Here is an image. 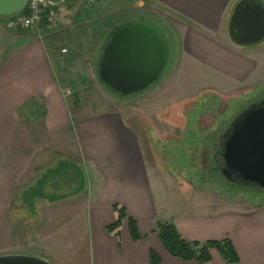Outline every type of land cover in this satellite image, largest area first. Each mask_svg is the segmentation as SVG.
<instances>
[{"label": "crops", "instance_id": "1", "mask_svg": "<svg viewBox=\"0 0 264 264\" xmlns=\"http://www.w3.org/2000/svg\"><path fill=\"white\" fill-rule=\"evenodd\" d=\"M52 1L60 24L69 15L88 23L83 19L90 15L88 10L92 18L106 14L104 10H130L136 0ZM155 1L177 19V57L186 64L179 66V75L211 74L213 80L223 77V84L249 85L264 79V44L238 46L229 37V19L240 0ZM259 1L264 5V0ZM51 27L50 24L44 28ZM40 29L43 27L8 28L0 19V185L13 183L14 177L9 181L5 169L9 170L8 163L19 162L20 152L30 150V140H25L22 132L25 122L39 120L36 110L37 105H42L39 128L45 139L59 137L55 144L60 147L72 144L73 151L81 152L90 162L95 175L92 200H85L87 206L82 207H89V264H151L150 251L158 256L157 264H198L195 260L173 257L165 250L154 232L156 221L173 223L189 241L228 238L239 258L238 264H264V206L228 205L220 195L213 196L211 188L197 187L192 180L161 181L162 173L161 178L157 177L145 162L143 153L150 142L148 136H143L144 122L155 121L158 125L153 126V132L158 139L162 138L163 122L175 120V116L165 115L163 107L173 108L177 100H147L146 105L150 106L145 111L149 113H144L143 102L138 99L135 106L139 109L132 108L131 113L118 109L70 116L59 93L53 54L40 40ZM209 86L216 88L218 84L213 82ZM38 99L40 103L33 102ZM27 111L32 115H27ZM16 194H12L13 201ZM113 204L123 207L127 216L136 221L141 239L132 240L126 219L121 222L118 238L106 231L105 227L115 220ZM2 236L0 229V241ZM209 256L204 264H226L214 249L209 250ZM75 257L77 264L80 257L83 264H88V255L75 253Z\"/></svg>", "mask_w": 264, "mask_h": 264}, {"label": "rangeland", "instance_id": "2", "mask_svg": "<svg viewBox=\"0 0 264 264\" xmlns=\"http://www.w3.org/2000/svg\"><path fill=\"white\" fill-rule=\"evenodd\" d=\"M47 4L54 6L52 0H47ZM105 11L106 14L92 18L88 10L90 15L83 18L88 23H83L82 18L76 20L72 15L60 24L55 19L51 28L42 25L43 29L38 32L40 40L53 54L59 93L70 116L118 109H127L131 113L132 108L139 109L135 106L138 99L143 102L144 113H149L145 111L150 106L146 105L147 100L174 98L178 103L173 108L171 105L163 107L165 115L175 116V120L163 122L162 138L158 139L153 132V126L158 125L155 121L144 122L141 128L143 136H148L150 142L143 157L152 171L159 178L162 173L161 181L168 178L181 180V183L192 180L197 187L211 188L213 196L215 193L220 195L228 205L239 208L264 206V189L229 184L214 169L213 154L207 153L235 115L264 97V79L249 85L223 84V77L217 81L211 74L179 75V66L186 64L177 57V19L155 0H136L132 9L120 13ZM124 16H130L127 20L142 17L151 21L162 32L168 46L166 66L160 80L147 90L128 96L105 90L95 70L107 32ZM261 44L264 40L255 45ZM63 48L65 52H61ZM213 82L218 84L216 88L209 86ZM33 102L40 103L39 99ZM36 112L39 120L35 119L31 124L25 122L22 133L26 139L21 137L30 140V150L27 152L25 148L26 153L16 154L19 158L17 164L8 163L9 170H5L13 183L0 185V229L3 235L0 255L41 254L50 264H77L75 253H78L88 255V261L89 207H82L87 206L85 200L88 203L92 200L95 175L90 162L81 152L75 153L72 144L60 147L55 144L59 137L45 139L39 128L43 106L37 105ZM26 114L32 115L29 111ZM16 192V201H13L12 194ZM50 196L58 198L51 201ZM78 264H83V258L80 257Z\"/></svg>", "mask_w": 264, "mask_h": 264}, {"label": "water", "instance_id": "3", "mask_svg": "<svg viewBox=\"0 0 264 264\" xmlns=\"http://www.w3.org/2000/svg\"><path fill=\"white\" fill-rule=\"evenodd\" d=\"M26 0H0V16L18 13ZM229 37L238 46L264 40V5L240 0L229 19ZM168 46L151 21L132 18L108 32L95 64L99 83L111 94L128 96L157 83L165 69ZM219 174L230 184L264 189V97L247 105L220 136ZM0 264H50L32 254L0 255Z\"/></svg>", "mask_w": 264, "mask_h": 264}, {"label": "trees", "instance_id": "4", "mask_svg": "<svg viewBox=\"0 0 264 264\" xmlns=\"http://www.w3.org/2000/svg\"><path fill=\"white\" fill-rule=\"evenodd\" d=\"M119 23L113 24L111 28ZM218 177L220 176L218 175ZM49 198L51 201H54L58 197L50 196ZM111 208L115 213V220L105 227L106 231L118 238L119 227L121 226V222L123 219H126L128 231L132 240L136 241L141 239V236L137 231L136 221L133 218L127 216L125 209L117 204H113ZM154 232L157 234L158 239L165 248V250L173 257L182 260H195L198 264H204L210 259L209 250L214 249L226 264H238L239 262L237 253L228 238H223L221 240L189 241L184 239L179 234L177 228L173 223L161 221L155 222ZM149 256L151 264L159 263V258L153 251H150Z\"/></svg>", "mask_w": 264, "mask_h": 264}, {"label": "built area", "instance_id": "5", "mask_svg": "<svg viewBox=\"0 0 264 264\" xmlns=\"http://www.w3.org/2000/svg\"><path fill=\"white\" fill-rule=\"evenodd\" d=\"M56 17L57 10L48 5L47 0H26L23 8L18 13L8 18L3 17V21L8 28L28 29L33 27L38 29L43 24L53 23ZM65 51V48L61 49V52Z\"/></svg>", "mask_w": 264, "mask_h": 264}, {"label": "flooded vegetation", "instance_id": "6", "mask_svg": "<svg viewBox=\"0 0 264 264\" xmlns=\"http://www.w3.org/2000/svg\"><path fill=\"white\" fill-rule=\"evenodd\" d=\"M213 149H209V153L213 154V158H214V162H215V167L214 169L219 172V168L221 167V158H220V149H221V141H220V137H218V141H216V143L213 144L212 146ZM222 177V176H221ZM225 180V179H224ZM230 184V183H229Z\"/></svg>", "mask_w": 264, "mask_h": 264}]
</instances>
